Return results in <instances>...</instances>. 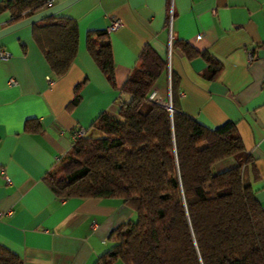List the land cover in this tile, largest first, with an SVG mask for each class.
Instances as JSON below:
<instances>
[{
  "label": "crops",
  "instance_id": "obj_1",
  "mask_svg": "<svg viewBox=\"0 0 264 264\" xmlns=\"http://www.w3.org/2000/svg\"><path fill=\"white\" fill-rule=\"evenodd\" d=\"M172 5L177 40L206 51L222 67L212 77L201 56L188 58L175 46L173 80L168 73L159 77L158 101H170L208 127L233 121L247 155L243 180L264 206V0H172ZM57 13L76 18L79 35L76 56L61 76L50 70L31 24L0 37V50L11 53L0 57V243L22 264H93L134 211L119 198L59 197L44 177L70 149L78 128L88 130L101 111L118 113V88L88 52L87 32L121 20L109 33L120 87L144 44L167 60L168 0H77ZM11 23L9 13L0 14V29ZM80 83L81 99L70 109ZM28 118L37 119L42 130L26 132ZM234 164L228 157L216 170Z\"/></svg>",
  "mask_w": 264,
  "mask_h": 264
},
{
  "label": "trees",
  "instance_id": "obj_2",
  "mask_svg": "<svg viewBox=\"0 0 264 264\" xmlns=\"http://www.w3.org/2000/svg\"><path fill=\"white\" fill-rule=\"evenodd\" d=\"M42 6L44 0H0V14L9 13L15 22ZM30 26L50 70L63 75L78 50L77 19L56 13ZM177 45L188 58L201 56L212 77L220 71L221 63L206 51L176 38L173 48ZM86 47L118 88V113L101 111L44 178L59 197L119 198L135 211V219L114 229L115 243L93 264H264V206L243 180L247 155L236 124L208 127L150 98L167 73V60L149 43L120 87L109 32L89 30ZM80 87L70 109L81 99ZM24 130L35 133L42 125L28 118ZM228 157L234 165L214 169ZM0 264L22 259L0 243Z\"/></svg>",
  "mask_w": 264,
  "mask_h": 264
},
{
  "label": "built area",
  "instance_id": "obj_3",
  "mask_svg": "<svg viewBox=\"0 0 264 264\" xmlns=\"http://www.w3.org/2000/svg\"><path fill=\"white\" fill-rule=\"evenodd\" d=\"M45 1V6H51L55 3V0H44ZM174 11H173V5H172V0L169 1V8H168V18H167V26H168V44H167V73H168V80L171 82V77H172V70H171V54L173 51V42L177 38V32L174 28ZM121 25V20L119 18L114 19L108 26H107V31L113 32L115 31L119 26ZM11 55L10 51L1 49L0 50V57L7 58ZM253 58V55L251 52L248 53V59L251 60ZM15 80L13 78L9 79V83H14ZM150 98L159 100L158 93L156 90H152L150 95ZM164 104L167 105L168 109L173 112V107L169 102H165ZM86 129L84 127L78 128L73 135V140H75L77 137L85 134ZM4 178L9 182V177H7L5 174L3 175Z\"/></svg>",
  "mask_w": 264,
  "mask_h": 264
},
{
  "label": "water",
  "instance_id": "obj_4",
  "mask_svg": "<svg viewBox=\"0 0 264 264\" xmlns=\"http://www.w3.org/2000/svg\"><path fill=\"white\" fill-rule=\"evenodd\" d=\"M75 1H77V0H61V1L54 3L51 6L44 7L43 9H40V10L36 11L35 13H33L29 16H26V17H24L18 21H15V22L1 28L0 29V37L9 33V32H12V31H14L20 27H23V26L32 24L38 20H41V19H43L49 15L56 14L57 12H59L60 10H62L65 7L69 6L70 4L74 3Z\"/></svg>",
  "mask_w": 264,
  "mask_h": 264
},
{
  "label": "rangeland",
  "instance_id": "obj_5",
  "mask_svg": "<svg viewBox=\"0 0 264 264\" xmlns=\"http://www.w3.org/2000/svg\"><path fill=\"white\" fill-rule=\"evenodd\" d=\"M214 169L216 170V165L214 166ZM133 219H135L136 218V213H135V211H134V213H133V217H132ZM117 264H124V263H122L121 261H117Z\"/></svg>",
  "mask_w": 264,
  "mask_h": 264
}]
</instances>
